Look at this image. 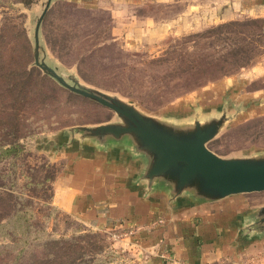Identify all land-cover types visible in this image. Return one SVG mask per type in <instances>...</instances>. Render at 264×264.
<instances>
[{"label": "rangeland", "instance_id": "374dc122", "mask_svg": "<svg viewBox=\"0 0 264 264\" xmlns=\"http://www.w3.org/2000/svg\"><path fill=\"white\" fill-rule=\"evenodd\" d=\"M47 2L0 0V264H143L125 235L87 226L52 203L64 168L49 152L56 141L69 128L119 117L35 65V29ZM162 7L143 11L160 28L177 19L175 27L126 45L115 39L109 10L52 0L40 59L149 115L194 120L225 108L230 119L208 147L222 157L264 155V14L180 19ZM241 196L264 204V191Z\"/></svg>", "mask_w": 264, "mask_h": 264}, {"label": "crops", "instance_id": "0c3cea01", "mask_svg": "<svg viewBox=\"0 0 264 264\" xmlns=\"http://www.w3.org/2000/svg\"><path fill=\"white\" fill-rule=\"evenodd\" d=\"M63 1L78 8L109 10L115 39L126 45L175 27L177 19L160 28L155 14L143 11L155 5L172 9L174 18L180 19L203 16L227 21L264 14V0ZM62 141L61 137L49 151L64 163L54 183L53 205L87 226L125 235L141 263L264 264V235H247L242 229L245 213L253 208L241 198L243 194L210 202L183 196L171 202L163 189L147 192L140 180L144 161L128 146L97 148L75 141L57 147Z\"/></svg>", "mask_w": 264, "mask_h": 264}, {"label": "water", "instance_id": "95a60500", "mask_svg": "<svg viewBox=\"0 0 264 264\" xmlns=\"http://www.w3.org/2000/svg\"><path fill=\"white\" fill-rule=\"evenodd\" d=\"M51 2L48 0L36 25L35 65L62 86L112 109L119 117L118 121L69 128L57 147L75 141L91 142L97 148L126 145L134 156L144 161L140 180L147 192L163 189L171 202L183 196L210 202L264 191V155L222 157L208 147L230 119L225 108L209 118H201L198 113L194 120L149 115L115 94L83 85L75 77H66L40 59V26ZM244 216L243 232L263 236L264 204L251 208Z\"/></svg>", "mask_w": 264, "mask_h": 264}, {"label": "trees", "instance_id": "16d2710c", "mask_svg": "<svg viewBox=\"0 0 264 264\" xmlns=\"http://www.w3.org/2000/svg\"><path fill=\"white\" fill-rule=\"evenodd\" d=\"M16 145H17V144H13L11 148L3 149V152H4V153H11L13 150H15ZM13 216H17V218H19V219L22 218V216H21V212H19V211H17L16 213H14ZM1 225H2V224H1ZM19 255H20V254H19ZM19 255H18V256H19ZM18 256H17V257H18ZM78 264H81V263H78Z\"/></svg>", "mask_w": 264, "mask_h": 264}, {"label": "built area", "instance_id": "2783aa9c", "mask_svg": "<svg viewBox=\"0 0 264 264\" xmlns=\"http://www.w3.org/2000/svg\"><path fill=\"white\" fill-rule=\"evenodd\" d=\"M159 222H162V220H159ZM174 264H188V263H184V262H179V261H177V262H175Z\"/></svg>", "mask_w": 264, "mask_h": 264}]
</instances>
